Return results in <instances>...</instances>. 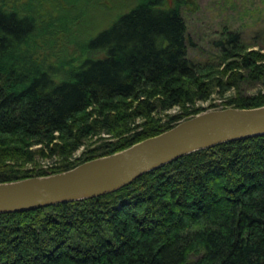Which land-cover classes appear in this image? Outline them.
Returning a JSON list of instances; mask_svg holds the SVG:
<instances>
[{"label":"trees","instance_id":"16d2710c","mask_svg":"<svg viewBox=\"0 0 264 264\" xmlns=\"http://www.w3.org/2000/svg\"><path fill=\"white\" fill-rule=\"evenodd\" d=\"M68 1L50 0L49 16L37 0H0V183L65 172L161 134L204 111L216 90L234 89L241 71L264 80V53L237 32L213 42L238 60L226 80L195 65L179 2L168 0L119 14L81 45L99 57L57 78L60 68L40 66L41 50L74 19ZM237 93L222 108L264 105V91ZM140 118L149 125L136 132ZM101 134L116 141L84 150ZM0 264H264V136L183 156L111 194L0 214Z\"/></svg>","mask_w":264,"mask_h":264},{"label":"rangeland","instance_id":"374dc122","mask_svg":"<svg viewBox=\"0 0 264 264\" xmlns=\"http://www.w3.org/2000/svg\"><path fill=\"white\" fill-rule=\"evenodd\" d=\"M142 0H72L67 2L68 17L70 19L64 26L55 27L48 41V47L43 48L41 54V65L44 68L48 65H55L60 68L57 78L69 77L74 69L87 58H97L98 54L89 52L82 48V44L95 35L96 32L106 28L119 14L128 11ZM178 1L180 13L187 25V35L193 46L189 48L188 56L195 65L210 66L213 71L210 76L226 80V76L232 69H235L237 58H228L229 52L219 53L213 42L221 39L227 31L239 33L241 40L249 50H258L264 53V0H168ZM37 0V13L41 9L49 16L54 8L48 5L50 0ZM177 3V2H176ZM66 10V9H63ZM60 32V33H59ZM58 66V67H56ZM43 68V67H42ZM51 74L54 71L51 70ZM242 80L235 81L234 89L219 97L218 90L212 94L206 103L199 104L204 107L203 112L224 109L223 103L231 97L240 94H253L257 91H264V80L253 82L248 79L247 72L241 71ZM264 78V77H263ZM233 82V81H232ZM178 113V109L168 112V115ZM165 119L164 115H158ZM157 119V118H155ZM183 121V120H182ZM145 119H138L133 130L142 132L149 125ZM113 136L101 134L93 137L84 145V150L95 149L105 143L115 142ZM83 148L76 153L79 156ZM36 165L44 168L45 161L36 159ZM28 168L33 165H28Z\"/></svg>","mask_w":264,"mask_h":264},{"label":"water","instance_id":"95a60500","mask_svg":"<svg viewBox=\"0 0 264 264\" xmlns=\"http://www.w3.org/2000/svg\"><path fill=\"white\" fill-rule=\"evenodd\" d=\"M258 136H264V105L199 113L161 134L71 170L0 183V214L111 194L183 156Z\"/></svg>","mask_w":264,"mask_h":264},{"label":"bare ground","instance_id":"6f19581e","mask_svg":"<svg viewBox=\"0 0 264 264\" xmlns=\"http://www.w3.org/2000/svg\"><path fill=\"white\" fill-rule=\"evenodd\" d=\"M179 159V158H178Z\"/></svg>","mask_w":264,"mask_h":264}]
</instances>
